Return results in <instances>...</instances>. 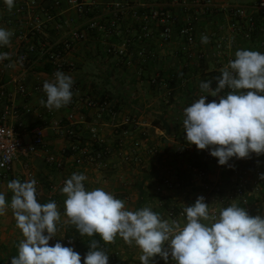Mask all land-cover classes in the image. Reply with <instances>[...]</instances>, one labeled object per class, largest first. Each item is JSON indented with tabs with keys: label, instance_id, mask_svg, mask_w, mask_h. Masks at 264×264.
I'll use <instances>...</instances> for the list:
<instances>
[{
	"label": "crops",
	"instance_id": "1",
	"mask_svg": "<svg viewBox=\"0 0 264 264\" xmlns=\"http://www.w3.org/2000/svg\"><path fill=\"white\" fill-rule=\"evenodd\" d=\"M20 1L15 0L9 11L4 0H0V28L13 32L10 44L0 50L10 56L8 61L16 62L21 52L27 53L28 60L23 65L16 62L13 68L0 72V85L10 93L9 106L19 111L17 117L10 113L7 124L24 141H30L40 129L43 147L34 154L18 156L11 173L0 179V193L5 194L10 204L13 195L7 187L10 178L26 170L33 172L45 192L52 188V198H47L44 192L41 200V204L55 201L61 213L58 231L49 241L50 246L57 242L63 245L62 233L71 225L65 222L66 196L61 193V181L73 173L87 176L84 182L87 190L103 188L123 200L130 211L137 210L141 186L147 191L148 207L162 219L178 220L181 226L186 218L177 212L194 205L199 196L209 204L210 214L237 203L248 207L250 216L264 218V179L260 178L264 175V154L252 153L246 159L233 157L228 165L220 166L208 161L209 150H198L194 144H188L183 129V110L206 95L199 85L207 81L208 73H220L229 58L235 59L237 50L264 53V16L251 8L252 24L239 19L236 29L231 30L225 11L205 12L194 0L187 1L186 6L172 0H127L119 8L113 4L120 0H86L90 9L81 15L66 0H35L34 7L17 12ZM213 1L220 5L251 7L255 0ZM153 8H167L180 19L167 42L161 40V27L154 21L146 23L149 36L143 35L141 27L145 21L140 13ZM116 12L119 20L111 30L110 23ZM134 12L139 16H134ZM191 16L195 19L196 42L189 45L178 33V26ZM91 20L97 22L98 29L88 31L83 40H73L63 56L61 71L74 80L72 101L59 110H49L40 100L47 99L43 83L54 78V69L40 48L69 40L73 30H84ZM18 32L25 37L18 38ZM201 32L207 33L209 43L201 42ZM30 44L35 45L34 51H28ZM108 45L123 47L125 52L107 55ZM199 52L204 54L202 59L197 57ZM18 83L25 85L29 95L18 92ZM213 100L218 102L219 97L208 95L206 103ZM57 125H72L79 147L88 152L100 150V164L85 160L77 164L78 153L68 149L74 141L58 136ZM58 162L60 168L56 167ZM199 169H206L207 181L220 190L219 195L201 187ZM236 183L250 194L246 205L238 199L224 198ZM117 238L109 243V254L120 257L110 264H141L116 251ZM22 239L13 212L8 208L0 216V264L11 263L12 257L18 255Z\"/></svg>",
	"mask_w": 264,
	"mask_h": 264
},
{
	"label": "clouds",
	"instance_id": "2",
	"mask_svg": "<svg viewBox=\"0 0 264 264\" xmlns=\"http://www.w3.org/2000/svg\"><path fill=\"white\" fill-rule=\"evenodd\" d=\"M4 2L11 11L15 0ZM12 35V31L0 28V47L9 45ZM201 42L207 44L209 38L202 36ZM9 59L7 53H0V62ZM220 73L214 77V89L211 80L200 83L206 95L184 108L183 129L188 144L209 150L218 164L225 166L233 157L264 154V53L237 50L235 59L229 60ZM73 84L70 75L57 70L51 81L43 83L47 99H41L40 104L49 110L67 106L73 98ZM225 89L229 91L221 95ZM208 95L219 97V101L206 103ZM2 167L4 163H0ZM87 179L84 174L73 173L61 188L66 196L65 222L74 225L81 236L99 235L106 244L119 236L141 250V264H150L157 255L166 264L169 257L175 264H264V218L250 216L237 203L221 208L217 216L210 214L209 204L199 196L194 205L183 209L186 223L181 226L178 220L162 219L149 207L127 210L123 200L103 188L87 190ZM36 184L35 179L10 181V204L0 193V216L10 207L23 236L11 264H81L80 254L72 247L60 242L49 245L56 237L61 213L55 201L38 202ZM88 247L84 264H108L109 255L99 241L92 240Z\"/></svg>",
	"mask_w": 264,
	"mask_h": 264
},
{
	"label": "built area",
	"instance_id": "3",
	"mask_svg": "<svg viewBox=\"0 0 264 264\" xmlns=\"http://www.w3.org/2000/svg\"><path fill=\"white\" fill-rule=\"evenodd\" d=\"M127 0H120L118 2H115L113 6L115 8H119L122 6V4L126 3ZM181 6H186L187 1L189 0H172ZM69 7L74 9L79 15L81 14H87L90 9V5L87 3L86 0H66ZM196 5H199L203 11L205 12H215V11H225L227 15L229 16V28L231 30H235L237 27L236 21L239 19H246L249 24H252L253 17L252 13L249 12V9L253 8L256 12L264 16V0H255L251 7L248 6H235V5H220L216 4L213 0H194L193 1ZM36 5L35 0H22L17 5V12L27 11L30 8L34 7ZM134 16H139L138 13L134 12ZM140 17L145 21V23L142 25L143 35L149 36L147 22L148 21H154L158 23L161 27V40L163 42H167L170 40L172 36L173 27L175 25L180 24L179 17L173 14L169 9L167 8H153L150 9L147 12L140 13ZM119 20V13H114V19L110 23L111 30L116 27L117 21ZM195 19L194 17H188L184 23L178 26V33L181 34L185 42L189 45L194 44L196 41V35H195V26H194ZM36 27H40V24H37ZM99 25L96 21L91 20L86 25V28L84 30L76 29L71 32V36L69 40L61 41L60 43L53 45V46H43L41 47V51L43 56L45 57V60L51 64L52 68L54 69V73L57 70H62L64 67L63 63V56L67 50H69L72 46L73 40H83L87 32L90 30L98 29ZM207 36V33L201 32L199 37ZM18 38L25 37V35L22 32H18L16 34ZM245 37H248V35H245ZM220 45L218 47L220 48ZM35 45L30 44L28 46V51H34ZM125 52V49L122 48H116L113 45H108L105 49V53L107 55L116 54V55H123ZM0 53H5L3 50H0ZM197 57L199 59H202L204 57V54L202 52L197 53ZM27 53L21 52L18 54L16 58V62L23 65L27 62ZM232 60V58L228 59ZM16 62L4 60L0 62V72H4L5 70H9L11 68L5 67V65H8L9 63L16 65ZM73 89V88H72ZM17 90L20 94L23 96L29 95V91L25 87L24 84L18 83ZM229 89H225V92L222 95H226ZM10 98V93L5 89L3 85H0V163H4V167L0 168V179L6 177L9 173L12 171V167L16 159L19 155H30L36 153L40 148L43 147V139L41 130L37 129L35 132L34 137L30 141H24L15 128L13 126H10L7 124V119L10 116V113H12L13 116L17 117L19 115V111L15 108H12L8 104V99ZM88 105L92 106V102H89ZM26 112L29 111L28 108L25 109ZM55 133L58 136L67 138L69 140H73L69 145L70 151L72 153H78V156L75 158V162L77 164H81L83 160L89 163H98L100 164L99 160L102 157V152L100 150H96L94 152H88L84 148H81L76 143V132L72 125H65V126H59L57 125L55 128ZM65 152V149L62 151ZM208 161H214L218 164V159L215 157H212L209 155ZM57 168L61 167V163L58 162L56 164ZM234 173L236 174L237 171L235 170ZM199 176L201 177V187L206 191L210 192L213 195H219L220 190L218 188L212 187L210 183L207 181V171L206 169H199ZM20 180L21 183L35 179L37 181L36 184V198L39 203H41L42 197L44 196L45 189L42 185V183L34 176L33 172L31 170H26L25 173L22 175H16L12 176L10 178V181L12 180ZM9 181V182H10ZM65 181H61V185L64 186ZM167 185H170L168 181H166ZM45 196L49 199L52 198V188L48 189L47 192H45ZM250 194L247 193L246 189L241 185L240 183H236L234 189L225 195V199L228 201H234L235 199H238L243 205L247 204V200L249 198ZM10 208V207H9ZM11 209V208H10ZM245 210L250 215L249 208L245 206ZM215 214L218 216L219 211L213 210L211 214ZM179 216H185L183 213V210H180L177 212ZM69 240L72 241L70 238L64 239V244H69Z\"/></svg>",
	"mask_w": 264,
	"mask_h": 264
},
{
	"label": "trees",
	"instance_id": "4",
	"mask_svg": "<svg viewBox=\"0 0 264 264\" xmlns=\"http://www.w3.org/2000/svg\"><path fill=\"white\" fill-rule=\"evenodd\" d=\"M221 73H208V80L212 81V87L213 89L216 87V80L214 79V77L219 76ZM225 92V90H223L220 94H223ZM147 191H144L143 187H139V199L137 201V210L142 209L144 207H148L150 204L147 201ZM154 212V211H153ZM64 237L65 238H70L72 239V243L69 244H63V246L65 247H72L74 249V251L78 252L81 256V264H84V256L87 254V252L89 251V247L88 244H90V242L92 240H97L99 241V246L102 250H104L108 255H109V260H108V264H110L111 262L116 261V257L115 255L112 254V256L109 254L110 251V245L109 243L106 244L103 242V240L99 237V235H95L93 237H89V236H81L79 234V232L76 230L74 225H68L65 229V233H64ZM15 252V250L13 251ZM16 256V255H15ZM157 257V256H156ZM154 257L155 259H151L150 264H159L158 259ZM140 262V261H139ZM11 264V263H10Z\"/></svg>",
	"mask_w": 264,
	"mask_h": 264
},
{
	"label": "rangeland",
	"instance_id": "5",
	"mask_svg": "<svg viewBox=\"0 0 264 264\" xmlns=\"http://www.w3.org/2000/svg\"><path fill=\"white\" fill-rule=\"evenodd\" d=\"M165 219H167V217ZM62 234H63L62 235V238L64 240L65 239L64 238V233H62ZM117 241H119L118 242L119 244L117 243L118 248L116 249V251L119 252V254H120V252H124L126 255H128V257H130V259L132 260V262H138V261H140L139 260V257H140V255L142 253H141V250L135 244H133L132 246H129L120 237L117 238ZM116 257H120V255L118 256V254H117ZM134 257H136V259ZM156 258L158 259L159 264H166V262L160 256L157 255ZM153 259H155V258H153ZM170 261L173 262V260L171 259V257H169V260L167 261V264H169Z\"/></svg>",
	"mask_w": 264,
	"mask_h": 264
}]
</instances>
